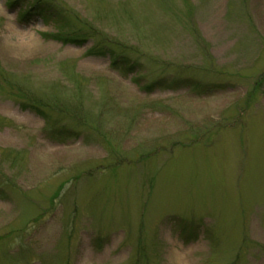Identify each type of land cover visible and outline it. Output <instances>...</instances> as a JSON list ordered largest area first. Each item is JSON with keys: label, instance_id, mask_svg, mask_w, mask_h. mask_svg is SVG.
Listing matches in <instances>:
<instances>
[{"label": "rangeland", "instance_id": "rangeland-1", "mask_svg": "<svg viewBox=\"0 0 264 264\" xmlns=\"http://www.w3.org/2000/svg\"><path fill=\"white\" fill-rule=\"evenodd\" d=\"M15 1L0 0V264H264V0H52L67 31L93 29L79 46Z\"/></svg>", "mask_w": 264, "mask_h": 264}, {"label": "trees", "instance_id": "trees-1", "mask_svg": "<svg viewBox=\"0 0 264 264\" xmlns=\"http://www.w3.org/2000/svg\"><path fill=\"white\" fill-rule=\"evenodd\" d=\"M13 2V3H12ZM16 1L11 0V3L14 4ZM11 4V5H12ZM26 9L20 12V20H25L27 17L36 16L41 19V21L50 27H54L56 32L54 33L53 37L61 43L70 42L71 44L80 45L85 43L88 40H94V31L93 29H72L67 31L66 25L64 21V16L60 13L57 14L54 10L52 0H30L26 4ZM88 54L91 56L97 57H106L108 58L110 65L114 70L119 71L121 74H126L128 70H132L134 74L140 73V63L133 61L129 58L125 50L122 48L121 45H114V43H95L88 51ZM162 84L161 79L155 80L154 82L150 83L147 88L150 86H160ZM135 86L139 87L138 79L133 81ZM209 88V87H208ZM208 89H206V94L208 93ZM25 109H31L35 111L38 115L42 116L46 119L47 123V116L42 113L40 109H36L31 105L20 104ZM51 126H47L46 130L49 131L50 135L53 138H70L73 137V133L69 129H63L60 127L58 129L50 128Z\"/></svg>", "mask_w": 264, "mask_h": 264}]
</instances>
